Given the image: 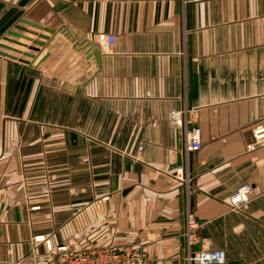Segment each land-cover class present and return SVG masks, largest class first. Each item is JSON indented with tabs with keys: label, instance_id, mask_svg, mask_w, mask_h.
<instances>
[{
	"label": "crops",
	"instance_id": "0c3cea01",
	"mask_svg": "<svg viewBox=\"0 0 264 264\" xmlns=\"http://www.w3.org/2000/svg\"><path fill=\"white\" fill-rule=\"evenodd\" d=\"M61 26L114 41L97 65ZM0 41V264H49L36 234L184 264L185 205L193 248L224 253L207 264H264V143L250 145L264 123V0H0ZM183 105L201 141L185 155L169 117ZM183 159L188 182L173 175Z\"/></svg>",
	"mask_w": 264,
	"mask_h": 264
},
{
	"label": "built area",
	"instance_id": "2783aa9c",
	"mask_svg": "<svg viewBox=\"0 0 264 264\" xmlns=\"http://www.w3.org/2000/svg\"><path fill=\"white\" fill-rule=\"evenodd\" d=\"M94 41L99 47L108 48L114 41V34L106 31H98L94 35ZM169 117L182 128L183 143L181 152L185 155L188 151L200 147V128L196 124L197 114L195 107L183 105L180 109L169 111ZM253 142L250 145L264 143V123H256L251 130ZM249 145V146H250ZM184 159L175 165L173 175L179 180L188 182L190 179L184 165ZM251 184L242 182L238 184L229 194L228 202L230 207L238 209L244 205L249 198ZM195 220L191 207L185 205L183 209V261L184 264H207L219 263L223 261L224 253L219 248H203L195 250L193 248L195 240ZM36 241L42 240L49 255V264H152L144 251L137 247L136 243L129 242L123 246L115 245L112 242L93 244V243H60L51 245L48 238L42 234L33 236ZM56 257V260L54 259ZM32 264H34L32 262Z\"/></svg>",
	"mask_w": 264,
	"mask_h": 264
},
{
	"label": "water",
	"instance_id": "95a60500",
	"mask_svg": "<svg viewBox=\"0 0 264 264\" xmlns=\"http://www.w3.org/2000/svg\"><path fill=\"white\" fill-rule=\"evenodd\" d=\"M20 22L22 23H25V24H29V25H32V26H35V27H38V28H43L44 30H47L49 32H53V28L51 27H48V26H43L42 24L36 22V21H33V20H30L28 18H25V17H21L19 19ZM13 27L16 28V29H20V30H27V27L25 25H22L21 23H14L13 24ZM58 29H60V31L64 32V34L66 36H68L70 38V40H72L73 44L74 45H77L79 48L83 49L85 55L88 57L90 55H92V58L94 59V62L98 65L99 64V59H100V47L99 45L94 41L93 37H90V38H85L83 39L82 41H75L73 40V37L72 35H70V33H68V31L63 27H59ZM7 33L8 34H13V35H17V36H21L22 33L15 30V29H12V28H9L7 30ZM38 36L39 37H46L47 35L43 34V33H38ZM2 39L3 40H14L15 39H12L9 35L7 34H3L2 35ZM32 41L35 43V44H42V41L40 39H32ZM0 47L1 48H10L11 46L3 41H0ZM28 48L31 49V50H35L37 51L38 50V47L37 45H28ZM0 54H7L3 49H0ZM23 54L29 56V57H32L33 56V53L31 51H23ZM21 60H23L21 58Z\"/></svg>",
	"mask_w": 264,
	"mask_h": 264
},
{
	"label": "rangeland",
	"instance_id": "374dc122",
	"mask_svg": "<svg viewBox=\"0 0 264 264\" xmlns=\"http://www.w3.org/2000/svg\"><path fill=\"white\" fill-rule=\"evenodd\" d=\"M0 49H1V47H0ZM56 260V259H55Z\"/></svg>",
	"mask_w": 264,
	"mask_h": 264
}]
</instances>
